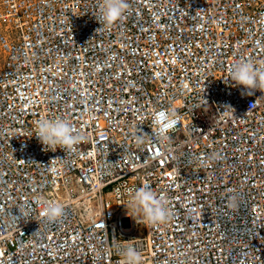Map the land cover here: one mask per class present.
Returning a JSON list of instances; mask_svg holds the SVG:
<instances>
[{
    "label": "built area",
    "instance_id": "obj_1",
    "mask_svg": "<svg viewBox=\"0 0 264 264\" xmlns=\"http://www.w3.org/2000/svg\"><path fill=\"white\" fill-rule=\"evenodd\" d=\"M101 2L0 0V264H123L129 245L142 264H264V92L229 78L264 68V0H128L99 29ZM57 117L85 137L72 152L34 134ZM145 185L166 223L127 209Z\"/></svg>",
    "mask_w": 264,
    "mask_h": 264
},
{
    "label": "clouds",
    "instance_id": "obj_2",
    "mask_svg": "<svg viewBox=\"0 0 264 264\" xmlns=\"http://www.w3.org/2000/svg\"><path fill=\"white\" fill-rule=\"evenodd\" d=\"M99 8L100 14L96 19L101 29L115 24L127 13L130 5L128 0H102ZM229 78L235 85H242L249 95L257 89L264 92V68L256 66L250 60L238 59L233 63L229 69ZM177 122L178 116L175 110L159 111L154 116V123L157 126L154 135L161 143L168 141L169 137L166 133ZM34 134L47 150L52 151L61 148L64 152H72L75 146L85 139L68 120L59 117L39 119ZM145 135L147 134L143 132L134 134V139L137 143H143ZM127 209L134 216H139L147 224L154 226L166 223L171 217L166 197L158 196L147 185L129 190ZM63 214L64 209L60 204H48L43 212L49 222L56 221ZM122 256L123 264H142L139 252L131 245L122 249Z\"/></svg>",
    "mask_w": 264,
    "mask_h": 264
}]
</instances>
